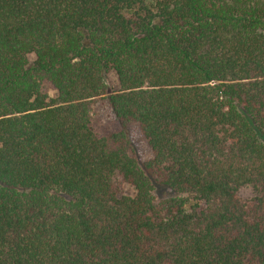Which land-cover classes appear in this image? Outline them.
Returning a JSON list of instances; mask_svg holds the SVG:
<instances>
[{
    "label": "trees",
    "instance_id": "trees-1",
    "mask_svg": "<svg viewBox=\"0 0 264 264\" xmlns=\"http://www.w3.org/2000/svg\"><path fill=\"white\" fill-rule=\"evenodd\" d=\"M0 264H264V0H0Z\"/></svg>",
    "mask_w": 264,
    "mask_h": 264
},
{
    "label": "rangeland",
    "instance_id": "rangeland-1",
    "mask_svg": "<svg viewBox=\"0 0 264 264\" xmlns=\"http://www.w3.org/2000/svg\"><path fill=\"white\" fill-rule=\"evenodd\" d=\"M31 60H32V58L29 57L28 61H31ZM106 83H107L108 88L111 91H117L119 89L118 83L116 81V77L112 72L107 74ZM98 111H99L98 108L93 109V112L96 114L98 113ZM128 136L131 140V143L134 147L135 153L138 156V158L141 161L149 160L151 158L150 150L146 144L145 139L141 135V133H140V131L136 125H131L128 127ZM121 189H122V192L124 194H126L128 196L133 195V191L130 187L124 185V186H122ZM239 195L243 199H248L251 197L252 193L248 188H242L239 191Z\"/></svg>",
    "mask_w": 264,
    "mask_h": 264
}]
</instances>
